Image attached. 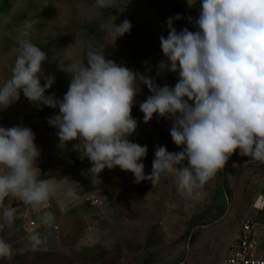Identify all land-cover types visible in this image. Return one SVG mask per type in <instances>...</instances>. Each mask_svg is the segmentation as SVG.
<instances>
[{
    "label": "rangeland",
    "instance_id": "1",
    "mask_svg": "<svg viewBox=\"0 0 264 264\" xmlns=\"http://www.w3.org/2000/svg\"><path fill=\"white\" fill-rule=\"evenodd\" d=\"M4 1L0 0V85L12 76L18 39L24 23L30 21L27 38L36 46L50 44L54 52L40 79L43 85L45 77L55 76L46 95L58 100L69 88L72 66L87 65L86 53L98 44L106 47V58L152 76L158 86H174L177 75L157 68L163 59L160 37L167 36V19L177 14L183 17L174 22L178 30L195 31L189 17L195 20L200 7L199 3L190 7L187 0H113L109 7L116 16L104 19L95 0H9V8L1 10ZM126 19L132 24L130 33L116 41L105 35L104 25ZM149 95L150 90L141 85L132 109L138 126L130 137L148 148L142 160L146 174L152 171L157 146L181 151L170 136L171 120L154 116L148 124L143 122L139 104ZM58 113V107H37L22 92L17 101L0 109V126L33 130L40 150L36 162L39 178L55 177L59 184L56 195L46 202V210L40 211L44 204L26 206L15 197L0 205V209L15 208L14 222L0 231V239L11 246L12 255L0 258V264H219L245 218L264 225V209L254 210L264 192V163L241 157L237 150L224 169L191 193L179 192L170 175H163L153 186L148 180L135 183L133 174L119 167L105 169L93 178L85 174L92 166L90 161L82 159L75 147L79 140L59 146L58 130L48 123ZM223 180L230 194L224 198L222 194L220 204L212 207ZM69 189L75 192L74 198L65 196ZM93 201L97 205L91 206ZM29 209L41 223L37 231L29 227L30 219L22 218ZM47 214L52 218L45 223ZM190 222L195 225L192 234L188 233ZM50 226L58 230L52 231ZM51 233H58V239L49 240ZM33 235L47 240L39 239L34 247Z\"/></svg>",
    "mask_w": 264,
    "mask_h": 264
},
{
    "label": "clouds",
    "instance_id": "2",
    "mask_svg": "<svg viewBox=\"0 0 264 264\" xmlns=\"http://www.w3.org/2000/svg\"><path fill=\"white\" fill-rule=\"evenodd\" d=\"M190 7L199 3L195 31L178 30L174 22L180 14L166 21L167 36L160 37L163 59L160 72L177 75L174 86H158L150 75L134 72L105 56L103 44L86 53L87 65L75 64L62 100L46 91L55 76L40 75L47 54L27 37L32 28L26 21L18 39V55L12 76L0 85V109L20 98L21 92L34 105L59 108L48 119L55 127L59 146L79 140L75 147L81 158L90 161L87 174L96 178L105 169L119 167L131 172L135 183L145 180L155 186L163 175L175 178L177 190L191 193L225 168L237 153L264 163V0H187ZM98 9L113 0H95ZM106 36L115 41L130 33L132 24L104 25ZM141 85L151 95L139 104L143 122L154 116L172 121L170 136L178 152L157 146L152 171L145 173L142 160L148 148L130 140L138 121L132 116ZM30 127L0 126V205L15 197L26 206L45 204L59 190L58 179H40L37 160L40 150ZM67 190L65 196L75 197ZM15 208L0 209V231L14 222ZM51 214L44 222L51 220ZM30 239L33 246L37 236ZM12 255L11 246L0 239V258Z\"/></svg>",
    "mask_w": 264,
    "mask_h": 264
},
{
    "label": "built area",
    "instance_id": "3",
    "mask_svg": "<svg viewBox=\"0 0 264 264\" xmlns=\"http://www.w3.org/2000/svg\"><path fill=\"white\" fill-rule=\"evenodd\" d=\"M93 201L91 206L97 205ZM49 204H44L40 211L48 209ZM264 209V194H261L254 205V210L260 212ZM36 212L26 210L23 219H30L29 227L37 231L41 223L34 219ZM52 231L58 227L50 226ZM21 229V228H19ZM43 237H38V239ZM219 264H264V225L254 219L245 218L234 233L229 247Z\"/></svg>",
    "mask_w": 264,
    "mask_h": 264
},
{
    "label": "trees",
    "instance_id": "4",
    "mask_svg": "<svg viewBox=\"0 0 264 264\" xmlns=\"http://www.w3.org/2000/svg\"><path fill=\"white\" fill-rule=\"evenodd\" d=\"M8 8H9V0H5L3 5L1 6V10H5V9H8ZM100 12H101V16L104 19H109L110 17L116 16V13L110 7H106L104 9H100ZM38 47L42 51H44L47 54V56H48V60L42 66V68L44 69L46 67V65L49 63V61H50V59L52 57V54L54 52H53L50 44L49 45H45V46H38ZM222 194H223V198L229 196V194H230V191H229V188H228V184L226 183L225 180H223L221 182L220 187L217 189V191L215 193V196H214L215 204H213L212 207L218 206L220 204V200H221ZM263 194H264V192H263ZM210 209L211 208H209V210ZM189 226H190L191 230H189L188 233L192 234V231L193 230L195 231V225L192 222H190Z\"/></svg>",
    "mask_w": 264,
    "mask_h": 264
},
{
    "label": "crops",
    "instance_id": "5",
    "mask_svg": "<svg viewBox=\"0 0 264 264\" xmlns=\"http://www.w3.org/2000/svg\"><path fill=\"white\" fill-rule=\"evenodd\" d=\"M58 233H59V231H58ZM58 233H57V234H56V233H51V234L49 235L50 237H48V239H49V238H50L49 240H52V239H54V238H55V239H58ZM43 240H47V238H44V237H43ZM58 245H59V244H58V242H57V245H56V246H58Z\"/></svg>",
    "mask_w": 264,
    "mask_h": 264
},
{
    "label": "bare ground",
    "instance_id": "6",
    "mask_svg": "<svg viewBox=\"0 0 264 264\" xmlns=\"http://www.w3.org/2000/svg\"><path fill=\"white\" fill-rule=\"evenodd\" d=\"M40 241H42V239Z\"/></svg>",
    "mask_w": 264,
    "mask_h": 264
}]
</instances>
